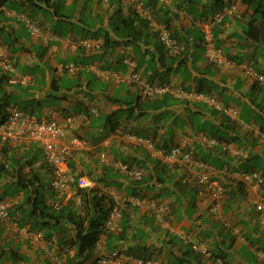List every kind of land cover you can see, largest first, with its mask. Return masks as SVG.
Returning <instances> with one entry per match:
<instances>
[{
	"label": "crops",
	"instance_id": "crops-1",
	"mask_svg": "<svg viewBox=\"0 0 264 264\" xmlns=\"http://www.w3.org/2000/svg\"><path fill=\"white\" fill-rule=\"evenodd\" d=\"M122 1L120 5L123 12L127 13L129 4L126 3L127 0ZM54 2L56 0L50 1L51 4ZM64 2L61 6L62 11L68 10L72 15L71 20H67V25L54 15L51 4L47 10L42 8L32 12L41 27V34L37 37L30 35L22 18L24 13L31 14L32 6H29L27 1L13 0L0 9V42L10 47L9 54L15 64V69L11 72H6L0 67V98L6 104L0 109V121L5 119L10 108L17 104L22 108H28L38 117L52 115V111L56 109L60 114L61 122L64 123L65 116L74 111L73 104L76 100L97 109V114L92 117H96L99 113L109 114L120 105L114 102L116 98H120L116 95L118 89H121V98L132 100L142 94V97L147 99L149 97L144 91L145 84L149 83L148 80L154 86L162 84L159 80L160 72L171 66V74L168 75V81L165 83L171 89L182 87L186 91L195 92L198 91L199 81L202 80L204 92L215 96L224 104L236 107L239 111L238 117L232 119L233 131L229 132V135L232 133L239 135L238 141L220 144L212 153L214 159L219 163L227 161L233 167H237L239 164L235 161L238 157L245 159L248 155H257L264 163V84L257 81L255 76L257 73L264 74V44L252 42L248 37L251 10L247 5L240 0H223L221 6H218L217 1L214 0L158 1L155 8L149 9L150 14L147 18L150 19V31H157L159 36L162 26L168 27L178 40L187 45V54L178 57L177 61L172 63L168 52L165 56L167 60L165 65L155 58L154 62L152 61V65L159 68L157 75L151 77V72L145 73L141 68L137 70L141 82L119 83L105 78L103 70L128 73V66L124 63L126 54L128 53L129 57L133 55L136 60H142V57L134 54L131 48L122 46L107 51L106 54H103V50L93 52L92 55L98 60L87 67L92 74L78 77L77 82L82 83L85 92H88L96 82H99V85L96 84L94 93L79 95L80 91L77 88L65 89L69 88V83L67 84L64 78L69 76L60 68L75 59L81 61L82 55L78 52L80 49H75L74 44L81 38H90L96 32L97 27L93 26L90 29L88 25L78 20L81 11L83 8L87 9L88 5V11L83 12L88 20L90 17L94 19L98 13L102 14L100 20L102 28L111 33L109 21L120 6H116L115 1L107 0L103 1L101 8L96 1L89 4L81 0ZM223 7H233V11L226 13L222 21L217 24L219 30L216 32V38L232 63L215 65L204 54L200 21L212 17ZM46 37L48 44L44 42ZM150 40L151 44L144 45V49L149 48L157 52L154 45L156 39L151 37ZM181 60L183 62H180ZM79 67L81 70L84 69L82 65ZM249 70H253V74H250ZM4 74L8 79L9 74L17 77L27 75L30 79L27 83H10L5 78L1 79ZM91 80L96 82L92 83ZM54 82L61 86L65 83V86L56 90ZM65 91L68 97L59 99ZM167 94H169L168 98L163 99L165 104L160 109L150 108L146 115L134 117L128 124V129H131L133 134L152 139L154 145L163 151H169L175 145L188 144L187 148L193 147L195 155L198 154V158H202L204 150L197 137L206 133L203 126L210 128L215 125L217 129L221 127L222 119L229 117L205 100L195 97L181 98L172 92ZM90 120L79 126L71 125L67 131L64 142L76 130L89 141L86 149L73 152L68 171L74 176L88 174L95 179L101 178L107 182L123 184L117 188L114 185L104 186L100 182L102 192L123 202V209L131 215L134 229L130 231L128 236L130 239L119 242L123 250L137 252L140 250L144 245L138 239L141 230L149 235L147 240L149 253L162 261L166 259L169 249L178 251V245L172 244L170 238L173 235L180 237L184 235L190 236V240L184 239V242L203 244L209 250L217 244L222 247L221 249H227L225 260L214 261L199 252L204 255L200 264H264V212L257 209L256 204L261 199V191L255 186L245 185L244 192L238 195L237 200L232 203L229 199L226 200L230 202L229 207L225 208V204H222L218 210L213 211L210 193H203L199 186L192 183L183 184L182 180L184 177L195 178L202 172H208L221 182H226L228 172L225 169L206 163L191 170L185 165L174 169L168 168L159 155H155L143 144L131 142L126 136L121 135L119 132L122 129L108 133L103 130L100 122L94 124ZM89 123L92 132L98 133L95 142V139L87 135L90 131ZM126 132L122 131L123 134H128ZM3 145L6 146V151L0 153V156L8 162L11 171L9 175H4L0 179V197L10 206L24 199L23 193H13L15 190L11 185L17 177L12 168L19 169L20 166L24 167L21 170L22 174H27V177L34 179L35 183L41 181L43 185L38 186L37 189L39 192H45L50 204L54 202L58 204L60 200L66 202L74 197V193L70 198L61 197L51 186L52 172L39 143L33 141L24 145H12L0 141V148ZM103 151L108 155L106 162H103L100 156ZM122 155L136 157L142 161L147 182L141 183L140 190L136 191L148 201L144 206L134 208L135 206L125 201L133 196L127 193L131 176L119 166ZM15 159L20 161L14 164ZM134 166H137L136 162ZM34 175H38L39 178L36 180ZM74 200L77 204L80 203L79 196H75ZM53 206L57 208L55 203ZM20 227L22 226L16 221L0 219V264H68L67 257L75 252L72 245L75 235L73 231L60 238L59 243L46 242L44 247H38L21 236ZM231 227H238L240 233H233ZM131 234L138 237L132 239ZM259 245L261 249L258 248ZM108 253L103 236L89 258L78 264H92Z\"/></svg>",
	"mask_w": 264,
	"mask_h": 264
},
{
	"label": "trees",
	"instance_id": "trees-1",
	"mask_svg": "<svg viewBox=\"0 0 264 264\" xmlns=\"http://www.w3.org/2000/svg\"><path fill=\"white\" fill-rule=\"evenodd\" d=\"M12 1L13 0H0V9L2 7H5L6 4H9ZM22 1L24 2L27 1L28 5L32 6L31 14L27 12V15L33 19L34 16L32 12L42 8L43 9L46 8L47 10L48 6L51 4L50 1H55V0H22ZM64 1L66 0H56L54 4H51V6H53L54 8V15L58 16V18L60 20H63L67 25L66 22H68L67 20H71L72 15L70 12H68V10L62 11L63 7L61 6L64 5L65 3ZM73 1H79V0H73ZM81 1H85V3L88 4L90 2L94 3L96 1V3L101 8L102 7L101 4L103 3L104 0H81ZM107 1H115V3L118 4L115 5L120 6L113 13L109 21V27L111 33L113 34H111L109 31L103 30L102 23L100 22L102 18V14L98 13L94 19H91L90 17V20L87 19V16H84L83 12L88 11V5L86 6L87 9L83 8V10L81 11L80 18L78 19L84 24L88 25L90 29H92L93 26L97 27L96 32L92 34L90 38L89 37L86 38L88 39L93 38V40H97L99 38L102 41V45L100 49L93 48L88 50L82 47L81 45H79L80 47H78L77 50L80 49L78 52L80 55H82L81 61L79 59H75V61L69 62V63H75L79 69L76 72V74L73 75L66 71L69 77L64 78V81H66L67 84L69 83V88H65V89L70 90L72 88H77L79 89L78 91H80L79 95L80 93H84V95L91 94L94 93L95 91V86H97L96 84L91 89H89L88 92H85V90H83L82 83L81 82L78 83L77 80L78 77H87L89 74H92L87 67H89L90 64L94 62L96 59L98 60V58L92 54L97 53L100 50H103V54H106L107 51H112L119 46H122L124 48L126 47L131 48L134 54L142 57V60H136L132 54H131L132 57L130 56L132 59L136 60L137 62L136 71L137 70L139 71L141 68H143L145 73L151 72L150 73L151 77L159 73V68H157L155 65H152V61L154 62V58L156 60H159L163 65H165L166 63L165 61H167L165 59V56H167L169 50L165 48L160 38H158L159 36L157 31H150L149 28L150 19L141 15L136 10H133L131 6L127 7L128 8L127 13L123 12V8L120 5L122 0H107ZM144 1L148 9H153L157 6L158 1L160 0H144ZM187 1H197V0H187ZM214 1H217L216 4L218 6L223 5L222 3L223 0H214ZM240 1L243 4L247 5V8L251 10L249 29L247 31L249 39L257 44L259 43L264 44V0H240ZM33 20L36 21L37 19L34 18ZM70 25H72V23ZM218 30L219 28L215 27L214 37L216 42H217L216 32H218ZM59 33L64 34V32H59ZM172 35L175 37V39L178 40V37H176L174 33ZM151 37L156 39L154 45L157 52H154L149 48L144 49V45L151 44V40H150ZM86 38H81L77 40L76 43ZM178 42L182 43L184 49L180 51V53L169 52L168 55L172 63L176 62L178 57L185 56L187 54L186 53L187 45H185L180 39L178 40ZM217 44L220 47H222L218 42ZM6 47L9 51L10 47L8 46ZM158 54H160L159 57ZM83 56L85 59H83ZM126 56L129 57L128 53L126 54ZM10 60L12 62L11 56H10ZM149 62L151 63V65ZM180 62H183V60H181ZM78 64L84 66V69L81 70ZM171 70L172 68L170 66L167 69H165V71L160 72L161 76L159 80L162 82V84H157L156 86L167 85L165 83H167L168 81L167 77L168 75L171 74ZM4 78L9 80L8 76H5V74L2 75L1 79L3 80ZM90 82L94 83L96 81L91 80ZM148 82L149 83L146 84L152 85V83H150V80H148ZM53 85L55 86V89L57 88L56 90H58L61 87H64L65 83L61 86L54 82ZM197 90L204 92V86L202 84V80L199 81ZM144 91L147 97L149 98L144 99V97H142V94H139L138 97L136 96L137 98L134 97L132 100L130 98H125V99L116 98L114 102H118L120 104L116 110H114L109 114H104V115H101L99 113L96 117H92L94 114H90V119L92 120L90 121L93 122L94 124L100 122L102 124L103 130L108 131V133L114 132L120 128L122 129L123 132L127 131L126 133L133 134L131 129H128L127 127L130 121L134 117L137 118L142 114L146 115L147 110H149L150 108L153 110L160 109L162 105L165 104L164 100L167 99L168 98L167 96L169 95L167 93L165 95L164 94L155 95V96L149 95L147 93L145 86H144ZM67 97H68V93L65 91L63 95L59 97V99H65ZM92 99L94 100V96L92 97ZM5 106L6 104L2 101V98H0V109L1 107H5ZM12 107L19 108L20 110L26 113L35 115V113L29 110L28 108H22L17 104L13 105ZM91 109L92 107L84 104L83 101L76 100L75 103L73 104L74 111L70 114H74V115L89 114ZM52 112H57V111L56 109H54V111ZM10 113H11V108L9 110V113L6 114L7 117L5 119H1L0 123L5 121L9 117ZM88 127L90 131L87 132V135L95 139V136L98 133L92 132L93 129L90 127V123L88 124ZM203 130L206 131V133H203L204 135H206L207 137L216 138L220 144L224 142L225 143L227 142L230 143L233 141L237 142L238 138L240 137L239 135L237 134L234 135L233 133L232 135H229V132L233 131V120L231 118H226V117L222 119L221 127L215 129V125H212L210 128L203 126ZM142 137L148 138L146 136H142ZM95 141L96 139L94 140V142ZM36 142L40 144V142L38 141ZM219 145L213 148H207L206 146L202 145L204 150L202 151L204 152L202 158H198V154L195 155V150L193 152V157L202 164L203 163L211 164L214 167L217 166L220 169L223 168L228 172L226 176V182H221L219 180L225 188L223 204H225V208H227L230 206V204L228 203L230 202L232 203L233 201L237 200L238 195L244 192L246 185L241 180L232 177L231 174L236 171L250 172L254 170H264V163L260 161L261 158L257 155H248V157L245 159L243 157H238L237 160L235 161L237 164H239L237 167H233L227 161H222L221 163H219L212 156V153L216 151L217 148H219L218 147ZM173 147H171L170 149H172ZM5 151H6V146L5 145L1 146L0 153ZM121 160L122 163L128 165L129 169L140 168L144 172L142 161L137 159L136 157L131 158V156L122 155ZM19 161L20 160L15 159L14 164ZM135 162L137 163V166H134ZM23 168L24 167L21 166L19 167V169L15 167L12 168L13 170H15L16 172L15 175L17 176L16 180L11 183V185H13V189L15 190V192L13 193L14 194L23 193L24 199L18 202L17 204L10 206L9 208L10 220L16 221L19 226L22 227L29 226L33 230L42 231L45 242L56 241L57 243H59L60 238H63L70 231H73L75 235L72 245L74 246L75 252L70 257H67L68 264H78L81 263L83 260L88 259L89 256L92 254L93 250L95 249V247L97 246L99 240L103 236L105 237V247L109 252L113 250H119L120 252L131 254L135 257L154 258L149 253V247L147 246L148 243L147 240L149 238V235L148 233L141 230L139 231L140 233L139 237L131 234L132 239H135L134 237H138V239H140L144 244L140 247V250L138 252L134 250L131 251L123 250V248L120 247L119 242L121 243L122 240L127 238L130 239L128 236L130 234V231L134 229L131 223V217H130L131 215L128 211L124 209L122 210V215L116 229L113 230L106 229L105 225L108 219V215L111 209L113 208V206L116 204V200L112 196H110V194L102 192L98 187H94L90 189L76 188L74 189V197L79 196L80 198L79 204L75 202L73 197L71 198L73 200L69 199L66 202L60 200V202L57 205V208H55L53 205L56 202L50 204L45 197V192L44 193L39 192V190L37 189L38 186L40 187L41 185H43L41 181H39L38 183L36 181L35 183L34 179L27 177L28 176L27 174H22L21 170ZM10 171L11 169L8 166V162L4 161L0 156V179L4 175H9ZM127 174L129 175L128 172ZM89 176L92 177V175ZM34 178H36L37 180L39 177L38 175H34ZM92 178L95 179L94 177ZM212 179H217V177L212 176ZM95 180L98 181L99 183L100 182L103 183L104 186L114 185L115 187L119 188L123 185L122 183L121 184L114 183L113 181L107 182L105 179H101V178ZM129 181H130L128 185L129 187H127L128 195L140 197L141 194L139 195L137 194L140 192H137L136 190H140L141 183L144 184L147 182L145 178V172L142 178L135 179L131 177ZM182 183L187 184L184 183L183 180ZM32 188H34L35 190ZM0 199L4 200L2 197H0ZM228 199L230 202L226 201ZM225 202H227V204ZM179 237L180 236L173 235L170 238V242H172V244L178 245V251L169 249V251L166 253V259L164 261L161 260L162 263L200 264V262L202 261L201 259H204V255L194 250L192 243L188 241L184 242L183 240L185 238L183 237L179 238ZM221 248L222 247H220L217 244L216 247L210 250V255L208 258L213 259L214 261L217 259L225 260L227 256V249L225 250ZM258 248L261 249L262 247H260L259 245ZM92 264H96V261H94Z\"/></svg>",
	"mask_w": 264,
	"mask_h": 264
},
{
	"label": "built area",
	"instance_id": "built-area-1",
	"mask_svg": "<svg viewBox=\"0 0 264 264\" xmlns=\"http://www.w3.org/2000/svg\"><path fill=\"white\" fill-rule=\"evenodd\" d=\"M169 1V0H160ZM126 3L131 6L133 10H136L141 15L148 17L150 12L145 5L144 0H127ZM233 11V7H224L212 17V19L202 20L200 27L203 35L204 53L206 58L215 65L231 64L232 61L226 56L222 47H220L215 41L214 31L215 26L219 23L226 13ZM22 18L27 26L28 32L31 36L37 37L41 34V27L27 14H23ZM159 38L165 48L171 53H180L184 49V46L178 42L172 36L171 31L162 26L159 30ZM44 42L48 44V37L44 38ZM93 49L101 48V40L82 39L80 42L75 43L74 47ZM124 63L128 66L129 72H116L112 70H103V76L108 79H113L117 82H131L137 83L141 81L140 74L136 71L137 62L131 57H126ZM0 67L6 71L11 72L15 69V66L10 60V55L7 47L0 42ZM61 70H67L70 74H76L78 67L75 63H69L61 66ZM250 74H253V70H249ZM257 81L264 84V74H255ZM29 76H11L9 81L11 83H27ZM145 88L149 95H161L169 92L174 93L177 97H195L201 100H205L211 105L215 106L218 110L223 111L229 118L236 119L239 115V111L236 107L226 105L220 102L215 96L204 92H189L182 87L172 88L169 85L154 86L145 84ZM97 109L92 107L89 114H67L65 116V122H61L60 114L53 112L50 117L42 116L37 117L26 113L19 108H12L9 117L0 123V141L2 143H10L12 145H24L30 142H40L43 147L46 162L50 165L52 172V187L59 193L61 197L70 198L74 193V189H90L98 187L101 191V185L98 181L93 179L87 174L74 176L68 171V159L74 150L84 149L89 146V142L83 136L72 133L66 142L64 138L67 136V131L71 125L79 126L83 122L90 118V114H96ZM131 142L141 143L145 147L149 148L155 155H159L163 163L168 168H178L185 165L187 168L195 169L202 165L201 162L193 157V147L187 148L188 144H179L174 146L169 151H163L158 149L154 143L145 137L138 136L136 134H123ZM200 144L207 148H213L219 145V141L216 138L207 137L206 135H199L197 137ZM188 140H186V143ZM101 159L103 162L107 161V152L101 153ZM120 168L123 171L129 173V175L135 179L143 177L144 172L140 168L129 169L128 165L119 163ZM246 185L255 186L257 190L261 191V199L257 202L256 206L259 211H264V170H254L250 172L236 171L231 174ZM184 183H192L201 188V191L210 193L212 201V210L216 211L222 206L224 202L225 188L218 179H212V176L208 172H202L195 178L184 177ZM125 201H128L135 207H140L148 204V201L139 196H133ZM55 205H58L55 203ZM123 202L116 200V204L111 209L106 222V229H116L119 219L122 215ZM10 205L5 200L0 199V219L3 221H10ZM230 227V225H228ZM233 233L239 234L240 229L238 227H231ZM21 236L30 243L43 247L45 245L44 235L42 231L33 230L29 226L20 227ZM183 238L190 240V236L181 235ZM99 244V242H98ZM193 248L205 255H210V251L207 246L193 242ZM165 264L161 260L155 258H143L135 257L131 254L120 252L119 250H113L107 255H103L97 261V264Z\"/></svg>",
	"mask_w": 264,
	"mask_h": 264
},
{
	"label": "clouds",
	"instance_id": "clouds-1",
	"mask_svg": "<svg viewBox=\"0 0 264 264\" xmlns=\"http://www.w3.org/2000/svg\"><path fill=\"white\" fill-rule=\"evenodd\" d=\"M223 8H224V7H223ZM223 8H220L218 11H220V10L223 9ZM216 13H217V12H216ZM214 15H215V14H214ZM214 15H213V16H214ZM213 16H212V17H213ZM212 17H210V18H205V19H202V20L212 19ZM222 19H223V18H222ZM202 20H201V21H202ZM201 21H200V24H201ZM221 21H222V20H221ZM221 21H220V22H221ZM217 24H218V23H217ZM217 24H216L215 27H217ZM200 28H201V27H200ZM214 33H215V31H214ZM202 42H203V35H202ZM223 50H224V49H223ZM224 52H225V51H224ZM204 54H205V53H204ZM225 54H226V53H225ZM9 55H10V54H9ZM226 56H227V55H226ZM227 57H228V56H227ZM228 58H229V57H228ZM68 64H69V63H68ZM13 65H14V64H13ZM14 66H15V65H14ZM78 69H79V68H78ZM62 71H63V70H62ZM65 71H67V70H65ZM11 76H12V75L9 74V78H10ZM21 76H22V75H21ZM8 81H9V80H8ZM9 82H10V81H9ZM10 83H11V82H10ZM199 92H202V91H199ZM204 93H206V92H204ZM208 94H209V93H208ZM226 105H227V104H226ZM12 108H13V107H11V110H12ZM15 108H16V107H15ZM97 112H98V111H97ZM96 114H97V113H96ZM35 116H37V115H35ZM50 116H51V115H47V117H50ZM37 117H38V116H37ZM89 119H90V118H89ZM89 119H88V120H89ZM74 133H75V134H78L79 132L76 130ZM79 135H80V136H83L82 134H79ZM83 137H84L85 139H87L85 136H83ZM147 139H149V138H147ZM87 141H88V139H87ZM88 142H89V141H88ZM41 146H42V145H41ZM84 149H86V148H84ZM78 150H80V149H78ZM74 151H75V150H74ZM74 151H73V152H74ZM73 152H72L71 155L69 156L68 164H69L70 157L72 156ZM100 156H101V155H100ZM107 156H108V155H107ZM121 163H122V162H121ZM125 172H126V171H125ZM81 175H82V174H81ZM87 175H88V174H87ZM51 186H52V185H51ZM58 194H59V193H58ZM119 220H120V219H119ZM45 243H46V242H45ZM31 244H32V243H31ZM32 245H34V244H32ZM34 246H37V245H34ZM44 246H45V245H44ZM44 246H43V247H44ZM192 246H193V245H192ZM38 247H40V246H38ZM193 249H194V248H193ZM194 250H195V249H194ZM209 251H210V250H209ZM111 252H112V251H111ZM198 252H199V251H198ZM109 253H110V252H109ZM109 253H108V254H109ZM126 254H127V253H126ZM202 254H203V253H202ZM204 255H205V254H204ZM207 256H209V255H207ZM98 259H99V258H98ZM98 259H97V261H98ZM155 259H158V258H155ZM96 264H97V262H96Z\"/></svg>",
	"mask_w": 264,
	"mask_h": 264
},
{
	"label": "rangeland",
	"instance_id": "rangeland-1",
	"mask_svg": "<svg viewBox=\"0 0 264 264\" xmlns=\"http://www.w3.org/2000/svg\"><path fill=\"white\" fill-rule=\"evenodd\" d=\"M96 84L99 85V82H96ZM120 90H121V89H118V90L116 91V95H117L118 97L121 98L122 94L120 93V92H121ZM122 99H125V98H122ZM120 114H122V113H120ZM2 196H3V195H2Z\"/></svg>",
	"mask_w": 264,
	"mask_h": 264
}]
</instances>
